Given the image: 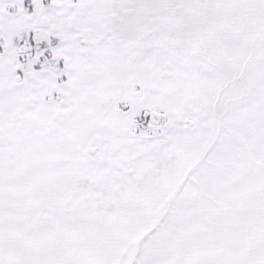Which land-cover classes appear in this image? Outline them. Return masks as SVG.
I'll use <instances>...</instances> for the list:
<instances>
[{"label": "snow or ice", "instance_id": "snow-or-ice-1", "mask_svg": "<svg viewBox=\"0 0 264 264\" xmlns=\"http://www.w3.org/2000/svg\"><path fill=\"white\" fill-rule=\"evenodd\" d=\"M0 264H264V0H0Z\"/></svg>", "mask_w": 264, "mask_h": 264}]
</instances>
